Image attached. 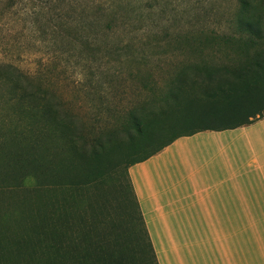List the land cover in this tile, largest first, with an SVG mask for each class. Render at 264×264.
I'll return each mask as SVG.
<instances>
[{
  "label": "rangeland",
  "instance_id": "374dc122",
  "mask_svg": "<svg viewBox=\"0 0 264 264\" xmlns=\"http://www.w3.org/2000/svg\"><path fill=\"white\" fill-rule=\"evenodd\" d=\"M235 7V0H0V181L36 172L39 164L38 148L29 145V120L12 107L14 79L21 89L36 91L34 97L52 93L56 121L70 123L89 153L98 155L88 170L69 146L53 144V175L70 183L63 194L74 222H90L97 212L103 230L115 238V251L127 263L145 264L120 184L124 161L147 149L131 146L123 125L138 95H147L152 81L165 83L180 68L184 52L155 41L194 32L213 38L215 45L198 52L199 60L228 65L253 55L258 48L246 37L240 50L222 40L237 29ZM130 52L147 54L145 64H128L123 57ZM92 173L100 183L90 186L84 182ZM18 209L26 220L36 210ZM0 264L16 263L0 254Z\"/></svg>",
  "mask_w": 264,
  "mask_h": 264
},
{
  "label": "trees",
  "instance_id": "16d2710c",
  "mask_svg": "<svg viewBox=\"0 0 264 264\" xmlns=\"http://www.w3.org/2000/svg\"><path fill=\"white\" fill-rule=\"evenodd\" d=\"M235 1L237 29L223 35L222 40L240 50V41L246 37L248 44L258 48L253 55L249 57L243 53V58L228 65L199 60L198 52L215 45L213 38L194 32L155 41L158 46H174L184 52L178 62L180 68L165 83L152 81L154 84L147 95H138L137 105L123 125L131 146L137 144L147 149L143 156L124 161L121 165L123 183L120 184L137 226L145 264L158 263L128 168L161 151L177 138L207 130L234 129L264 116V0ZM130 53L123 57L128 64H145L147 54ZM0 79L4 78L0 76ZM10 80V93L17 100L12 107L22 111L29 120V145L38 148L39 164L36 172L13 181H0V254L10 255L16 264H131L115 251V238L103 230V219H98L97 212L90 214V222L84 221L82 225L74 222L72 208L63 194L70 183L65 184L53 175V154L57 150L54 143L57 147L69 146V152L76 155L77 160H86L88 170L98 161V155L94 150L89 153L82 133L70 123L56 121L52 93L44 92L34 97L36 91L21 89L16 80ZM30 83L27 80V86ZM90 177L85 184L100 183L99 176L92 173ZM33 206L36 210L28 218L32 219L26 220L18 208Z\"/></svg>",
  "mask_w": 264,
  "mask_h": 264
},
{
  "label": "crops",
  "instance_id": "0c3cea01",
  "mask_svg": "<svg viewBox=\"0 0 264 264\" xmlns=\"http://www.w3.org/2000/svg\"><path fill=\"white\" fill-rule=\"evenodd\" d=\"M158 264H264V116L128 168Z\"/></svg>",
  "mask_w": 264,
  "mask_h": 264
}]
</instances>
